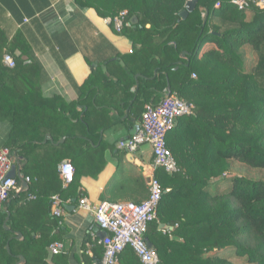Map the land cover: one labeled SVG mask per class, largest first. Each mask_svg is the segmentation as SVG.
<instances>
[{"label":"trees","instance_id":"16d2710c","mask_svg":"<svg viewBox=\"0 0 264 264\" xmlns=\"http://www.w3.org/2000/svg\"><path fill=\"white\" fill-rule=\"evenodd\" d=\"M74 1L94 9L112 26L114 18L127 11V21L137 16L144 27L132 30L127 22L120 33L134 42L135 51L123 57L125 67L114 63L122 76L116 75L114 81L100 68L92 71L72 102L42 95L32 82L36 66L25 65L15 56L16 45L0 29V121L14 126L6 146L23 158V172L37 182L58 180L57 164L64 158L76 170L75 180L51 193L44 210L51 212L52 195L64 203L80 201L79 180L100 174L108 147L103 131L112 123V111L128 110L140 119L146 105L158 104L169 89L194 105L195 113L179 118L176 131L167 137L180 172L154 171L164 193L158 221L150 224L146 237L156 247L160 264H234L219 253L225 250L247 257L251 264H264V181L232 177L229 189H209L230 172L232 160L264 169V10L255 6L240 10L232 0H202L183 20L180 13L187 0ZM209 37L219 50L199 58V48ZM247 43L258 56L252 72L244 69L240 51ZM186 48L184 60L181 55ZM159 51L163 61L152 59ZM5 55L13 56L15 68L4 64ZM129 59L142 63L139 77L129 67ZM20 122L23 128L18 133ZM44 147L64 150L54 153H59L57 161L53 154H46L48 159L36 162V152ZM38 199L44 197L38 195ZM4 220L6 214H0V264H32L36 259L47 264L46 249L52 243L48 235L41 231L40 240L29 236L17 245L14 239L6 241L10 231L4 229ZM160 226L175 227L170 231L173 238L160 232ZM120 259L124 264H141L130 248Z\"/></svg>","mask_w":264,"mask_h":264},{"label":"crops","instance_id":"0c3cea01","mask_svg":"<svg viewBox=\"0 0 264 264\" xmlns=\"http://www.w3.org/2000/svg\"><path fill=\"white\" fill-rule=\"evenodd\" d=\"M128 25L132 30L144 27L142 18L137 16L132 17ZM146 27L150 28V25ZM0 29L9 42L16 45L15 56L21 57L25 65L36 66V72H31L32 82L40 87L42 95L45 98L58 95L68 102L79 98L81 86L92 71L98 68L102 69L107 78L116 81L117 76H122V73L114 63L125 67L127 63L123 57L135 52L134 42L128 36L117 33L109 19L102 18L94 9L79 6L74 0H0ZM128 33L131 34V30ZM246 45L250 44L241 46V53ZM170 47L175 48L172 44ZM213 50H219L218 44L209 37L201 44L198 57L208 56ZM187 53L186 48L181 58L186 60ZM152 59L163 61L161 51ZM165 63L169 64L170 61L166 59ZM129 67L133 69L136 77L142 74L141 62L129 59ZM192 78L195 79L193 75ZM23 84L20 80L19 85L23 87ZM136 88L134 86L131 91L134 92ZM169 91L165 90L161 97ZM116 99L120 102L121 95ZM138 116L130 115L128 110H122L121 113L116 110L111 112L112 123L103 131V139L108 145L104 156L106 164L97 177L86 176L79 180L78 193L82 195L81 199L87 198L93 205L102 201L140 204L147 200L154 174L151 147L143 146L135 154L118 149L121 140L131 137L139 129ZM18 126L17 131L21 133L22 122ZM177 127L178 122L173 133ZM13 129L11 123L0 121V148L6 146ZM57 150L61 152L64 148L44 147L38 150L36 162L48 159L50 156H45L46 154H53L57 161L59 153L54 154ZM64 163L73 166L69 158H64L57 164L58 180L51 178L52 183L47 180L37 182L28 175L33 180L29 193L36 199H29V193L11 198L5 211L1 213L6 214L4 229L10 231L6 241L11 238L18 245L26 242L29 236L40 240L43 231L52 242L46 249L47 264H94L103 256L100 241L104 232L99 229L93 215L78 208V199L67 200L63 204L64 214L61 218H54L50 209L43 208V203H46L51 193L65 189L59 173ZM19 173L17 168L10 175L14 177ZM225 181L226 179L215 181L209 189H219L220 184ZM38 195H42L44 199H38ZM167 227L160 226L159 231L163 232ZM31 230L33 232L30 235ZM55 242L64 246L58 255H53L49 250L50 245ZM148 243L156 249L149 240ZM230 252L234 251L225 250L219 253L231 259L232 256L227 255ZM234 254L239 257L235 252ZM39 263L38 259L32 262ZM118 264H124L120 256Z\"/></svg>","mask_w":264,"mask_h":264},{"label":"built area","instance_id":"2783aa9c","mask_svg":"<svg viewBox=\"0 0 264 264\" xmlns=\"http://www.w3.org/2000/svg\"><path fill=\"white\" fill-rule=\"evenodd\" d=\"M232 4L238 9L244 10L255 6L264 10V0H232ZM220 3L216 4L219 7ZM127 11L120 12L113 20V27L117 33H121L127 25ZM4 64L13 69L16 62L11 55H5ZM196 78V75L193 74ZM195 113L194 105L188 103L179 95L168 92L158 104L149 103L145 107L139 119V129L131 137L123 139L118 144V149L130 154H135L143 146H150L153 156V171L164 170L169 175L180 172L177 160L167 145V137L176 127L179 118L192 116ZM24 161L20 155L11 151L7 146L0 148V214L5 211L13 196L29 193L32 178L23 173ZM20 170L18 176H11L14 169ZM60 178L64 188L74 181L75 169L70 163H64L60 167ZM229 173L223 174L229 178ZM163 188L160 181L152 176L149 186V196L144 202L113 203L102 201L93 205L87 198L79 201V209L87 210L93 215L99 229L104 232L100 244L103 247L101 260L94 264H118L119 256L130 248L135 253L141 264H160V258L155 248L150 247L147 233L151 223L158 221V209L163 196ZM29 199H36L30 195ZM51 200V214L54 218H61L64 214L63 200L54 195ZM175 227L163 229L164 234L171 236L170 231ZM63 244L55 242L49 250L53 255H58L63 250Z\"/></svg>","mask_w":264,"mask_h":264},{"label":"rangeland","instance_id":"374dc122","mask_svg":"<svg viewBox=\"0 0 264 264\" xmlns=\"http://www.w3.org/2000/svg\"><path fill=\"white\" fill-rule=\"evenodd\" d=\"M242 50V49H241ZM243 63L244 69L246 71L252 72L256 66L258 61V56L256 51L254 50L253 46L250 44L249 46L246 45L243 47ZM232 166L229 173V178L218 187L219 190H227L231 186V178L232 177H243L250 180H262L264 181V169H255L246 164L240 163L237 160L231 161ZM215 189H210L213 192ZM227 255L232 256L231 261L234 264H251L248 262L247 257H236L234 252L227 253Z\"/></svg>","mask_w":264,"mask_h":264},{"label":"water","instance_id":"95a60500","mask_svg":"<svg viewBox=\"0 0 264 264\" xmlns=\"http://www.w3.org/2000/svg\"><path fill=\"white\" fill-rule=\"evenodd\" d=\"M201 0H187L184 10L180 13V17L181 19L185 20L188 18V16L194 12L199 4ZM138 131V130H137ZM163 228V226H161ZM150 247H152L150 245V243H148ZM21 260L23 261L24 258H21Z\"/></svg>","mask_w":264,"mask_h":264}]
</instances>
